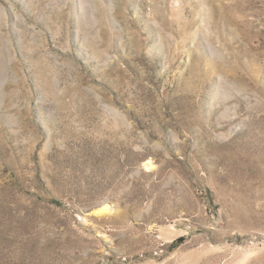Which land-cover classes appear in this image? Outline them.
<instances>
[{"label": "rangeland", "instance_id": "rangeland-1", "mask_svg": "<svg viewBox=\"0 0 264 264\" xmlns=\"http://www.w3.org/2000/svg\"><path fill=\"white\" fill-rule=\"evenodd\" d=\"M0 264H264V0H0Z\"/></svg>", "mask_w": 264, "mask_h": 264}]
</instances>
